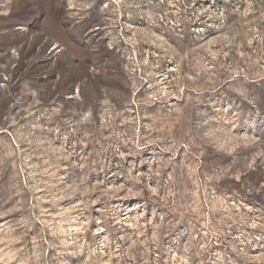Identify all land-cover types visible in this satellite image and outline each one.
Wrapping results in <instances>:
<instances>
[{"label":"rangeland","instance_id":"rangeland-1","mask_svg":"<svg viewBox=\"0 0 264 264\" xmlns=\"http://www.w3.org/2000/svg\"><path fill=\"white\" fill-rule=\"evenodd\" d=\"M0 264H264V0H0Z\"/></svg>","mask_w":264,"mask_h":264}]
</instances>
